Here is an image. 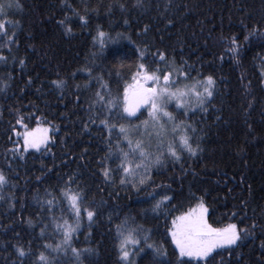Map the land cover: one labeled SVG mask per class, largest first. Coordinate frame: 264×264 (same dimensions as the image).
<instances>
[{
    "label": "trees",
    "instance_id": "obj_1",
    "mask_svg": "<svg viewBox=\"0 0 264 264\" xmlns=\"http://www.w3.org/2000/svg\"><path fill=\"white\" fill-rule=\"evenodd\" d=\"M20 3L22 9L7 17L18 23L0 36V172L6 177L0 186V264H126L116 233L125 219L145 229L133 264H197L179 257L168 229L172 216L199 198L210 223H235L241 235L213 251L207 264H264V0ZM141 51L145 63L163 52L194 79L212 76L214 83L202 106L174 113L189 126L195 154L178 149L176 159L161 150L160 162L133 178L117 168V137L109 138L101 121L128 123L115 109L109 113L106 101L131 83ZM24 124L47 125L50 140L25 150L17 134ZM65 187L82 190L95 213L91 221L82 213L67 245L56 228L74 219L61 199ZM163 196L170 202L154 212ZM156 247L166 254L156 255ZM41 253L47 262L39 260Z\"/></svg>",
    "mask_w": 264,
    "mask_h": 264
},
{
    "label": "snow or ice",
    "instance_id": "obj_2",
    "mask_svg": "<svg viewBox=\"0 0 264 264\" xmlns=\"http://www.w3.org/2000/svg\"><path fill=\"white\" fill-rule=\"evenodd\" d=\"M20 0H0V36H8L9 26L15 27L18 22L7 19L12 9H22ZM81 20L85 17L81 16ZM63 24L64 21H61ZM68 31L71 28L68 27ZM103 37L105 34L100 32ZM14 38L8 37L9 41ZM247 39V37H245ZM232 49L236 52L238 45L235 37L231 38ZM114 56L119 53H114ZM158 59H153L152 63H145L147 60L144 51L139 54V62L135 65V70L131 72V83L125 84L122 95H117L106 101L109 113L116 110L119 121H128V123H112L109 119L102 120L108 130L109 138L115 133L117 140V155L119 160L117 168L122 170L125 176L135 178L141 170L146 175L153 164L161 160V150H166L172 157L179 159L178 149L187 150L195 154L196 149L190 143V137L187 134L189 126L183 120H178L175 112L183 110L185 113L189 110L192 98L203 105L208 97L213 95V77L208 76L206 81L194 79L191 73L185 71L182 66H176L175 62H168L163 52L156 54ZM3 59V57H0ZM57 87L62 86V81H54ZM100 101L105 98L97 94ZM174 105V111H170V106ZM146 112V117L141 119ZM139 114V115H138ZM132 120L138 123H131ZM22 123V118L21 121ZM25 131L17 133L23 136V146L39 149L41 145H46L50 139L47 127H37L29 129L27 124L23 125ZM171 136V139L168 137ZM155 141V144H153ZM122 142L127 143V151L119 147ZM155 148V153L152 149ZM110 151H112L110 149ZM104 175L108 177L111 169L105 167L102 169ZM145 182L141 177L140 183ZM6 183V177L0 172V186ZM55 199V198H54ZM62 200H67L68 210L73 215V221L64 219L63 223L57 222L56 228L63 233L62 243L67 245L71 242L72 235L80 227L82 213H86L91 221L95 215L93 210L85 206V198L82 190L65 187L62 190ZM171 198L163 196L153 206V211L161 209L165 201L170 202ZM54 200H48L49 206L53 205ZM43 231V229H42ZM145 231L142 226H133L129 219H125L116 226L117 237L119 238V255L126 264H133L130 259L137 251H141V239L139 233ZM171 235L172 243L178 250L179 257L194 258L197 264H207L210 254L216 248L225 245H233L241 238L240 231L235 223H229L223 227H216L208 219V208L199 198L197 203L188 208L187 211L179 215L172 216L171 227L168 229ZM150 237L145 236L146 242ZM48 247H52L49 245ZM60 245L56 248L59 249ZM153 248V245H147ZM130 248L132 251H130ZM24 249L20 248L21 255ZM75 252L76 249H73ZM156 255L163 253L159 247L154 248ZM40 261L47 262L44 253L40 254ZM178 264H191L190 260H179Z\"/></svg>",
    "mask_w": 264,
    "mask_h": 264
},
{
    "label": "rangeland",
    "instance_id": "obj_3",
    "mask_svg": "<svg viewBox=\"0 0 264 264\" xmlns=\"http://www.w3.org/2000/svg\"><path fill=\"white\" fill-rule=\"evenodd\" d=\"M203 81H206V80H203ZM199 103L195 100V98H192V100H191V107L189 108V110L190 109H194V108H196L197 107V105H198ZM173 107H174V105H172ZM169 110H170V108H169ZM171 111V110H170ZM41 127H47L48 128V126L47 125H40ZM37 127V126H36ZM49 129V128H48ZM19 133H21V132H19ZM48 135H49V137H50V132H48ZM21 137H22V141H23V136L21 135ZM168 139H171V136H169L168 137ZM50 140V139H49ZM48 140V141H49ZM125 143V150L127 151V143L126 142H124ZM153 144H155V141H153ZM42 146H44V145H41V147ZM40 147V148H41ZM27 150H37V149H35V148H29V149H27ZM152 151L155 153V148H153L152 149ZM164 154L161 152V156H163ZM142 171V170H141ZM234 245V244H233ZM228 246H231V245H225V246H223V247H220V248H225V247H228ZM220 248H216V249H214V251L215 250H217V249H220ZM130 250H131V248H130ZM189 258V257H188ZM194 259V258H193Z\"/></svg>",
    "mask_w": 264,
    "mask_h": 264
}]
</instances>
